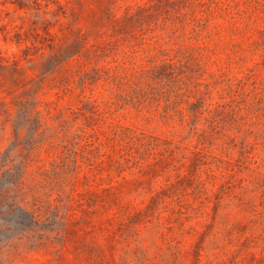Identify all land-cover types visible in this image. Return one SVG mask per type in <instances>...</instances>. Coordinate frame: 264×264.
Instances as JSON below:
<instances>
[{
    "label": "rangeland",
    "instance_id": "374dc122",
    "mask_svg": "<svg viewBox=\"0 0 264 264\" xmlns=\"http://www.w3.org/2000/svg\"><path fill=\"white\" fill-rule=\"evenodd\" d=\"M0 264H264V0H0Z\"/></svg>",
    "mask_w": 264,
    "mask_h": 264
}]
</instances>
